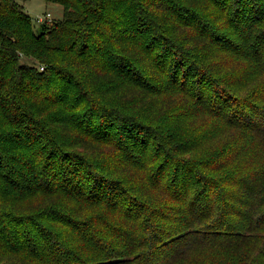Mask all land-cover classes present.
Returning <instances> with one entry per match:
<instances>
[{"label":"trees","instance_id":"obj_1","mask_svg":"<svg viewBox=\"0 0 264 264\" xmlns=\"http://www.w3.org/2000/svg\"><path fill=\"white\" fill-rule=\"evenodd\" d=\"M43 1L0 0V264H264V0Z\"/></svg>","mask_w":264,"mask_h":264},{"label":"rangeland","instance_id":"obj_2","mask_svg":"<svg viewBox=\"0 0 264 264\" xmlns=\"http://www.w3.org/2000/svg\"><path fill=\"white\" fill-rule=\"evenodd\" d=\"M19 6L23 8L25 14L31 18V22L34 30H38L42 26L39 18H44L46 14H49L48 24H51L54 20H60L62 17V7L58 4L46 3L43 0H14ZM28 65H32L31 60L25 61Z\"/></svg>","mask_w":264,"mask_h":264},{"label":"built area","instance_id":"obj_3","mask_svg":"<svg viewBox=\"0 0 264 264\" xmlns=\"http://www.w3.org/2000/svg\"><path fill=\"white\" fill-rule=\"evenodd\" d=\"M49 14H46L44 18H39V21L43 22L44 20L49 21Z\"/></svg>","mask_w":264,"mask_h":264}]
</instances>
